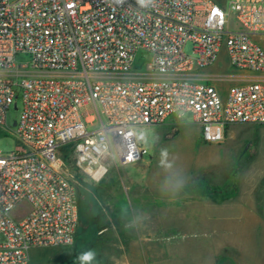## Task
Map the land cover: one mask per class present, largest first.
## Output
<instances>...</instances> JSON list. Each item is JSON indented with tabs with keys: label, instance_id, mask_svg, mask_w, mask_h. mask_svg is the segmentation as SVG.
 Masks as SVG:
<instances>
[{
	"label": "built area",
	"instance_id": "built-area-1",
	"mask_svg": "<svg viewBox=\"0 0 264 264\" xmlns=\"http://www.w3.org/2000/svg\"><path fill=\"white\" fill-rule=\"evenodd\" d=\"M263 36L264 0H0V125L21 98L20 145L0 153V264L74 245L80 202L63 149L100 182L110 161L147 153L139 127L191 113L203 141L220 144L232 126L264 125ZM223 46L250 74L225 92L199 74ZM141 50L151 77L137 72Z\"/></svg>",
	"mask_w": 264,
	"mask_h": 264
},
{
	"label": "rangeland",
	"instance_id": "rangeland-1",
	"mask_svg": "<svg viewBox=\"0 0 264 264\" xmlns=\"http://www.w3.org/2000/svg\"><path fill=\"white\" fill-rule=\"evenodd\" d=\"M228 27L237 28L233 16ZM258 42L264 48V36ZM185 51L193 56L191 43ZM152 62L151 53L139 51L137 72L151 77ZM199 74L215 77L222 92L243 76L230 66L225 46L216 64ZM15 102L0 125L3 154L20 145L14 122L21 98ZM137 133L147 149L142 160L130 166L110 161L100 182L77 165L69 147L62 150L80 202L76 241L33 249L29 264H81L88 250L96 252L92 264H264V125H235L223 144H209L186 113Z\"/></svg>",
	"mask_w": 264,
	"mask_h": 264
},
{
	"label": "clouds",
	"instance_id": "clouds-1",
	"mask_svg": "<svg viewBox=\"0 0 264 264\" xmlns=\"http://www.w3.org/2000/svg\"><path fill=\"white\" fill-rule=\"evenodd\" d=\"M139 2L141 4H144L145 0H139ZM95 258H96V252L94 250L85 251L79 256V260L81 264H92Z\"/></svg>",
	"mask_w": 264,
	"mask_h": 264
},
{
	"label": "crops",
	"instance_id": "crops-1",
	"mask_svg": "<svg viewBox=\"0 0 264 264\" xmlns=\"http://www.w3.org/2000/svg\"><path fill=\"white\" fill-rule=\"evenodd\" d=\"M241 73H242V75H243L241 78H243V77H247V76L250 75L249 73H245V72H241ZM241 78H240V79H241ZM236 79H237V78H236ZM240 79H237V80H238L239 82H241ZM239 82H238V83H239ZM232 129H233V126L230 127V128L228 129V132H227V134H226L225 140L228 138V135H229V133H230V131H231ZM225 140H224V141H225ZM224 141H223L222 143H220V144H223ZM127 177H128L130 180H131V179L134 180V179L138 178L137 176H135V177H130L129 175H127Z\"/></svg>",
	"mask_w": 264,
	"mask_h": 264
},
{
	"label": "bare ground",
	"instance_id": "bare-ground-1",
	"mask_svg": "<svg viewBox=\"0 0 264 264\" xmlns=\"http://www.w3.org/2000/svg\"><path fill=\"white\" fill-rule=\"evenodd\" d=\"M90 120H92V118H90ZM89 171L92 172V169L90 168Z\"/></svg>",
	"mask_w": 264,
	"mask_h": 264
},
{
	"label": "trees",
	"instance_id": "trees-1",
	"mask_svg": "<svg viewBox=\"0 0 264 264\" xmlns=\"http://www.w3.org/2000/svg\"><path fill=\"white\" fill-rule=\"evenodd\" d=\"M219 4H221V5H223V2H219V1H217Z\"/></svg>",
	"mask_w": 264,
	"mask_h": 264
},
{
	"label": "water",
	"instance_id": "water-1",
	"mask_svg": "<svg viewBox=\"0 0 264 264\" xmlns=\"http://www.w3.org/2000/svg\"><path fill=\"white\" fill-rule=\"evenodd\" d=\"M14 125H16V123H14Z\"/></svg>",
	"mask_w": 264,
	"mask_h": 264
}]
</instances>
